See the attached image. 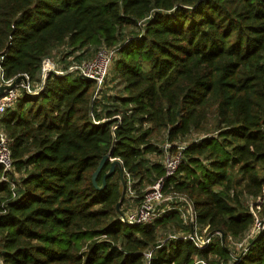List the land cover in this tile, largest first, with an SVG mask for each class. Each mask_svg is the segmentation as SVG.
Segmentation results:
<instances>
[{"label":"trees","instance_id":"obj_1","mask_svg":"<svg viewBox=\"0 0 264 264\" xmlns=\"http://www.w3.org/2000/svg\"><path fill=\"white\" fill-rule=\"evenodd\" d=\"M101 48L115 49L104 94L105 81L66 71ZM54 52L64 73L43 81ZM0 69V82L42 87L0 116L12 160L0 165V264H264V230L237 254L228 239L264 216V0H0ZM179 141L163 189L173 208L122 222L119 169L102 190L92 182L102 156L98 185L122 164L124 211L129 190L138 205L163 176L151 157ZM180 195L212 235L204 248L163 242L191 231Z\"/></svg>","mask_w":264,"mask_h":264},{"label":"built area","instance_id":"obj_2","mask_svg":"<svg viewBox=\"0 0 264 264\" xmlns=\"http://www.w3.org/2000/svg\"><path fill=\"white\" fill-rule=\"evenodd\" d=\"M115 57V49L113 48H101L93 57L83 59L81 61L72 60L67 68V72H75L79 75H84L89 79L95 81L97 88H100L104 83L107 76L109 67ZM72 59V58H71ZM53 71L56 74H63L64 71L59 69L55 64V59L46 58L42 63V76L45 72ZM9 82V81H8ZM39 88H32L29 81L27 83L20 82L15 88L5 91L0 97V116L10 107L15 105L18 97L24 92H35ZM172 148V150H171ZM184 148V143L179 142H167L163 145V166L164 174L153 181L152 184L147 186L143 196L140 199L138 205L132 201L133 191L129 190L130 199L125 202V210L122 211L123 216H119L120 220L129 225L136 224H149L155 219L160 217L163 213L173 208L171 202L174 200L173 195L164 194V185L167 177L172 176L179 164L182 157L181 149ZM0 165L2 171L7 173L12 170V160L10 156L9 139L6 134L0 128ZM2 180H7L5 174L1 177ZM180 201L184 203V206H177L184 223L193 225V232L190 231L188 235L180 234H168L163 238V242L166 240H173L175 238H189L197 247H206L212 238L210 233H207V226L198 231V227L195 226L194 212L189 200L184 196H179ZM134 203V204H133ZM130 207V209H129ZM264 230V216L257 219L255 224L250 228L242 240H236L231 237L229 245L233 246L234 254L246 249L247 240L254 236L256 233ZM220 233V232H215ZM151 252L146 253V257L150 258Z\"/></svg>","mask_w":264,"mask_h":264},{"label":"water","instance_id":"obj_3","mask_svg":"<svg viewBox=\"0 0 264 264\" xmlns=\"http://www.w3.org/2000/svg\"><path fill=\"white\" fill-rule=\"evenodd\" d=\"M48 74H49V72H45L44 77H43V81L46 79ZM79 77L82 78V79H88L84 75H79ZM0 78H1V69H0ZM20 82H24V83L28 82V79H27V77L24 74L16 76L15 78L10 80L9 82H0V97L5 93V91L15 88ZM41 90H42V87L39 90L35 91V92H28V91L24 90V93L29 95V96H35ZM109 158H110L109 153L102 156L98 166L96 167V169L92 173V182H93L94 186L97 189L102 190V189L105 188V178L107 176H110L112 173H114L116 167L119 169L120 181H121V192H120L119 200L116 203V210L119 213V216H123V213L120 210V206H121V204H122V202L124 200V197H125L126 185H125L124 170H123L121 162L118 159H112L111 162H110V167H109L108 171L103 175L102 184L98 185V183L96 181L97 175L100 172L103 164ZM125 224H128V223H125ZM190 227H191V232H193V225L190 224ZM218 232H220L222 237L224 236V234L221 231H218Z\"/></svg>","mask_w":264,"mask_h":264},{"label":"rangeland","instance_id":"obj_4","mask_svg":"<svg viewBox=\"0 0 264 264\" xmlns=\"http://www.w3.org/2000/svg\"><path fill=\"white\" fill-rule=\"evenodd\" d=\"M53 58L54 59H56V53L54 52V54H53ZM87 58H91V57H87ZM110 74H111V68H110V73H109V76H110ZM109 76H108V78H109ZM109 80V79H108ZM109 82V81H108ZM106 84H107V86H109L110 84H108V83H106V81H105V83H104V85H103V88L101 89V94H104L106 91H107V89H106ZM113 94H116V91L115 90H113L112 91V95ZM160 143V142H159ZM151 159H153V160H157V161H162V157H159V156H154V157H151ZM148 186V185H147ZM129 195V194H128ZM126 197H127V195H126ZM134 204V203H133ZM124 210L126 209L125 207L123 208ZM129 209H130V207H129ZM232 246V245H231Z\"/></svg>","mask_w":264,"mask_h":264}]
</instances>
